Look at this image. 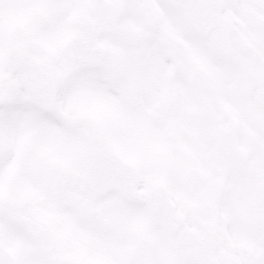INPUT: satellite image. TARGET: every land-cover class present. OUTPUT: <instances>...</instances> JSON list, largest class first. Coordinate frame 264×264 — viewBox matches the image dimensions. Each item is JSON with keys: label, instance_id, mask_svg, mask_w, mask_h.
Returning a JSON list of instances; mask_svg holds the SVG:
<instances>
[{"label": "snow or ice", "instance_id": "snow-or-ice-1", "mask_svg": "<svg viewBox=\"0 0 264 264\" xmlns=\"http://www.w3.org/2000/svg\"><path fill=\"white\" fill-rule=\"evenodd\" d=\"M0 264H264V0H0Z\"/></svg>", "mask_w": 264, "mask_h": 264}]
</instances>
